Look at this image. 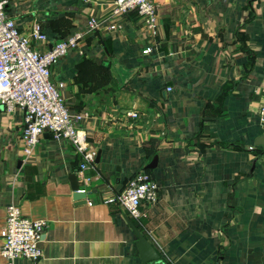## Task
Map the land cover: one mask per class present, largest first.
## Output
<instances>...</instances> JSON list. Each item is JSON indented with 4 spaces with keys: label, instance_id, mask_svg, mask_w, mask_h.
Wrapping results in <instances>:
<instances>
[{
    "label": "crops",
    "instance_id": "0c3cea01",
    "mask_svg": "<svg viewBox=\"0 0 264 264\" xmlns=\"http://www.w3.org/2000/svg\"><path fill=\"white\" fill-rule=\"evenodd\" d=\"M4 1L23 33L42 24L43 53L101 22L84 55L52 68L71 113L90 115L80 128L97 152L91 184L67 140L45 134L26 155L25 111L0 106V251L11 204L47 222L43 257L11 264H140L135 229L160 252L154 264H264V0H153L156 36L133 13L113 17L115 0ZM140 170L161 201L137 221L105 200Z\"/></svg>",
    "mask_w": 264,
    "mask_h": 264
},
{
    "label": "built area",
    "instance_id": "2783aa9c",
    "mask_svg": "<svg viewBox=\"0 0 264 264\" xmlns=\"http://www.w3.org/2000/svg\"><path fill=\"white\" fill-rule=\"evenodd\" d=\"M5 4L6 1L0 0V106L10 113L16 108L25 111L22 141L26 155L32 154L45 134L55 140L69 141L82 157L80 174L83 183L89 185L92 178L86 172L95 167L97 152L91 148L80 123L90 115L86 112L71 113L63 96L66 84L53 82L52 68L70 51L85 54L79 50V45L87 33L100 27V19L92 18L87 31H79L61 39L43 53L33 45V42L48 40L42 24L35 22L27 34L23 33L6 12ZM131 13L144 23L152 36L158 34V8L153 0L114 1L113 17H126ZM143 53L150 54L151 48ZM130 115L134 119L138 117L135 113ZM259 119L264 130V103L260 108ZM81 191L86 192L85 189ZM160 201V184L152 173L140 170L130 176L122 191L106 199L105 203L117 206L132 219L140 221L148 218L150 211ZM46 227V221L30 219L23 215L19 205L11 204L7 208L1 233V257L10 264L18 259L39 261L43 257L41 244Z\"/></svg>",
    "mask_w": 264,
    "mask_h": 264
},
{
    "label": "water",
    "instance_id": "95a60500",
    "mask_svg": "<svg viewBox=\"0 0 264 264\" xmlns=\"http://www.w3.org/2000/svg\"><path fill=\"white\" fill-rule=\"evenodd\" d=\"M132 75L135 74V70L131 72ZM257 145L264 147V136H260L257 141ZM98 159V158H97ZM98 161V160H97ZM155 163V162H154ZM157 164H152L148 167V169H153L156 167ZM72 189L75 192L74 198L75 200H85L86 199V192H82L80 189V179L79 177L74 174L70 178ZM136 236L139 240V256H140V264H154L161 261V254L160 252L154 247V245L149 241V239L135 229Z\"/></svg>",
    "mask_w": 264,
    "mask_h": 264
}]
</instances>
